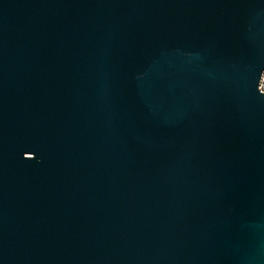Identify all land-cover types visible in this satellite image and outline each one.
<instances>
[{
	"label": "water",
	"instance_id": "water-1",
	"mask_svg": "<svg viewBox=\"0 0 264 264\" xmlns=\"http://www.w3.org/2000/svg\"><path fill=\"white\" fill-rule=\"evenodd\" d=\"M0 264H264V0H0Z\"/></svg>",
	"mask_w": 264,
	"mask_h": 264
}]
</instances>
